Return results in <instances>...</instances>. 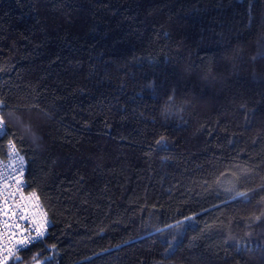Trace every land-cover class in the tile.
<instances>
[{
    "label": "trees",
    "instance_id": "16d2710c",
    "mask_svg": "<svg viewBox=\"0 0 264 264\" xmlns=\"http://www.w3.org/2000/svg\"><path fill=\"white\" fill-rule=\"evenodd\" d=\"M0 115L6 264H264V0H0Z\"/></svg>",
    "mask_w": 264,
    "mask_h": 264
},
{
    "label": "built area",
    "instance_id": "2783aa9c",
    "mask_svg": "<svg viewBox=\"0 0 264 264\" xmlns=\"http://www.w3.org/2000/svg\"><path fill=\"white\" fill-rule=\"evenodd\" d=\"M0 126H4L1 115ZM25 173L22 154L14 142L8 140L5 155L0 154V264H6L19 250L45 237L50 227L38 194L27 187ZM41 226L43 236L25 245L18 244L25 235L22 229L27 228V234L35 237L34 229Z\"/></svg>",
    "mask_w": 264,
    "mask_h": 264
},
{
    "label": "snow or ice",
    "instance_id": "6c2138e0",
    "mask_svg": "<svg viewBox=\"0 0 264 264\" xmlns=\"http://www.w3.org/2000/svg\"><path fill=\"white\" fill-rule=\"evenodd\" d=\"M0 133H6V127L0 126ZM2 138H3V135L0 134V139H2ZM21 219H26V217H21ZM32 223H35V221H33ZM42 227L43 226L34 229V231L36 233L35 237H32L31 235L27 234L29 232V230L27 228L22 229V231L25 233V235H24V238H22L18 241V244L25 245V244L31 243L33 239H37V238L43 236L44 233L42 231Z\"/></svg>",
    "mask_w": 264,
    "mask_h": 264
}]
</instances>
